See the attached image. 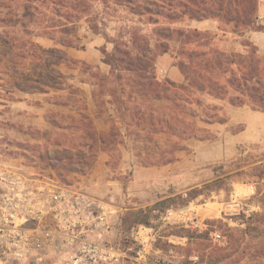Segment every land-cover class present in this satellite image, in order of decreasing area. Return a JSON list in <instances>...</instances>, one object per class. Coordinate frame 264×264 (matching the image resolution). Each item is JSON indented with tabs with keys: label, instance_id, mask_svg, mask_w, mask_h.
<instances>
[{
	"label": "rangeland",
	"instance_id": "374dc122",
	"mask_svg": "<svg viewBox=\"0 0 264 264\" xmlns=\"http://www.w3.org/2000/svg\"><path fill=\"white\" fill-rule=\"evenodd\" d=\"M20 4V0H0V40L2 37L10 38L15 46L14 40L22 43L21 39L25 38L22 33L17 32L18 29L11 28L14 24L10 25L14 21L13 12ZM93 6L95 12L102 11L97 2ZM107 12L109 15L100 14L97 22L109 38L127 41V32L131 30L152 38L154 26L148 24L145 18L133 16L121 8H110ZM53 20L59 22L62 19ZM80 26L75 39L79 46L89 39H95L96 47L101 46L104 35L93 36L86 31L83 22ZM36 30L39 31L37 28ZM242 42L245 44L247 40ZM3 43L0 41V55H5L4 64L0 65V73H16V76H19L7 78L8 84H11L8 82L11 80L24 89L47 91L50 88H59V85H56L58 79L60 84L65 83L72 76V69L84 73L77 76L79 79L88 78L86 73L89 68L85 65L77 64L71 69H55L52 64L56 60L55 57L59 56L57 53L44 56L32 46L24 44L10 50ZM109 46L108 49L111 44ZM262 62L264 64V61ZM1 76L0 79H5L4 75ZM1 84L3 83L0 82ZM75 93L77 92L71 89L68 94L44 97L38 92L36 98L39 100L38 104L42 105L56 103L78 106L79 98L73 96ZM127 99L126 95L121 98L122 109L117 113L109 104L100 107L97 112L101 123L94 124L98 131H109L112 126L109 116L115 119V128L120 133L117 143L114 147L106 144L101 148L107 150L103 152V159H107L106 165L113 171V177L118 172L124 183L129 181L133 171L132 168L124 169V163L128 165V162H132L134 167L161 162L160 155L164 148L167 147L168 151L173 142H176L174 138L136 135L134 131H126L123 122L125 117L131 115L129 112L124 113L123 106H135ZM103 100L109 102L111 99L106 96ZM201 100L209 110L216 107V111H206L209 116L217 114V118L223 119L220 107L215 105L211 98L203 95ZM201 114L204 115L205 112ZM70 117L72 116L62 108H52L46 113L47 127L32 129L25 125L26 121L23 119L21 124L18 123V133L15 131L17 122L9 117L8 109L0 107V149L27 170L54 173L71 183H79L91 194V171L101 153L98 144L94 142L95 137H87V129L83 124H73ZM198 127L201 131L196 138L180 142L184 149L173 155L179 157L178 163L170 167L160 183L144 188L129 187L128 192L124 189L117 192L118 200L122 202V210L115 212V209L110 207L111 212L114 211L111 215V229L102 241L123 253L119 264H186L187 260L195 263L198 262V250L201 254H206L203 251L204 244L209 243L217 248L227 247L214 245L210 232L219 231L228 243V240H232L230 230L237 232L233 237L241 241L235 246L229 243L228 250L219 254L226 259L218 264H264V144L233 142L229 135L243 130L242 125L229 127L223 133L210 131L205 123H199ZM167 158L170 159L171 156ZM171 164L174 165V162ZM250 186L254 187L253 195L250 193ZM235 200L242 202L244 210H247L245 205L252 210L248 220L240 216L239 219L243 223L239 221L238 226L230 223L224 216V208ZM168 212L172 214L168 216ZM194 216L197 217L198 228L192 229L188 219ZM237 218L234 217V220ZM245 221L248 222L244 224ZM140 227L145 228L140 233L141 238L148 234L150 243H146L145 257L138 259L140 245L132 240L129 234L132 229L137 230ZM117 228L120 231L119 237L116 236ZM241 232L245 233L240 234ZM203 264H209L207 258L203 260Z\"/></svg>",
	"mask_w": 264,
	"mask_h": 264
},
{
	"label": "trees",
	"instance_id": "16d2710c",
	"mask_svg": "<svg viewBox=\"0 0 264 264\" xmlns=\"http://www.w3.org/2000/svg\"><path fill=\"white\" fill-rule=\"evenodd\" d=\"M20 1L22 4L13 12L14 21L10 22V25L14 24L11 28L18 29L17 32L22 33L25 38L21 39L22 43L14 40L15 46L10 38L2 37L0 41L3 43L4 40L3 44L8 47L7 49L12 50L17 45L24 44L32 46L44 56H53L57 53L56 50H43L32 41L33 37L48 38L57 45L77 48L79 42L75 39L81 22L86 25L87 32L92 35H104L103 37L113 44L112 52L108 53L104 48L101 50L103 62L110 67L109 73L107 75L96 73L92 76L95 80L94 101L97 111L109 104L115 108L116 113L119 112L122 109L121 98L126 95L128 102L135 105L123 106L124 113L129 112L131 115L125 117L123 122L126 131H134L136 135L164 136L176 140L168 151L167 147L164 148L160 155L161 162L141 166L172 163L175 160L174 153L184 149L180 142L196 138L201 131L199 123L224 122L223 119L217 118V114L213 116L207 114L209 111H216V107L209 110L201 100L203 95L228 101L232 106L248 105L256 111H264V64L252 44L249 42L244 44L248 50L243 54H228L211 47L212 36L209 33L177 31L159 26L161 20L174 23L185 17L192 20L216 19L232 33L244 36L249 31L261 29L258 24L260 0ZM95 2L102 8L100 13L94 11ZM110 8H121L133 16L145 18L148 24L155 26L152 38L141 36L136 30L127 32L129 37L127 41L109 38L102 32L97 21L99 16L109 15L107 11ZM44 9L45 11H42ZM54 18H60L64 22L53 20ZM172 41L178 43L175 53L178 67L184 76L182 84H175L169 80L159 81L154 71L156 57L168 53L169 43ZM55 58L52 65L64 62L72 67L80 64L60 56ZM106 96L111 99L109 102L103 100ZM96 118L101 119L99 112ZM70 119L73 124L80 122L83 124L87 129V137L91 135L95 137L94 142L98 144L99 152L107 151L101 148L106 144L113 147L116 145L120 133L115 128L116 123L112 116H109L112 123L109 131H98L94 125V118L86 113H80ZM88 148L90 149L89 146ZM246 222L248 221L244 224ZM230 233L232 240L230 239V242L228 240L227 247L235 246L241 241L233 237L237 232L230 230ZM242 233L245 232L240 234ZM203 247L206 254H201L198 250L196 251L199 253L198 262L187 260L186 264H203L206 258L209 264H218L226 259L219 254L227 251V247L217 248L209 243Z\"/></svg>",
	"mask_w": 264,
	"mask_h": 264
},
{
	"label": "built area",
	"instance_id": "2783aa9c",
	"mask_svg": "<svg viewBox=\"0 0 264 264\" xmlns=\"http://www.w3.org/2000/svg\"><path fill=\"white\" fill-rule=\"evenodd\" d=\"M16 163L0 149V264L120 263V249L100 237L110 232L112 212L97 197L79 183ZM254 192L250 186L251 195ZM243 207L242 202L232 201L224 216L238 226L243 223L240 216L247 219L252 213L247 205V210ZM188 222L190 228H198L196 216ZM142 230L132 229L129 234L140 245L138 259L146 255ZM145 237L150 243L148 234ZM210 239L214 245H227L219 231L210 232Z\"/></svg>",
	"mask_w": 264,
	"mask_h": 264
},
{
	"label": "crops",
	"instance_id": "0c3cea01",
	"mask_svg": "<svg viewBox=\"0 0 264 264\" xmlns=\"http://www.w3.org/2000/svg\"><path fill=\"white\" fill-rule=\"evenodd\" d=\"M258 24L260 30H252L247 32L244 36H239L232 33L229 29L224 26L216 19H205V20H192L189 18H183L174 23H167L163 20L160 21L159 26L170 28L171 30L177 31H197L200 33H209L212 36L211 47L218 51L228 54H243L246 51L243 40H247L257 49V55L261 61H264V0L259 1L258 6ZM155 27V26H154ZM98 36V35H93ZM26 39H29L26 37ZM104 39V40H103ZM101 46H95V39H89L86 43L81 44L77 48H68L61 45L55 44L51 39L42 37H33L32 41L43 50H56L60 57H64L68 60H74L80 64L85 65L89 68L87 79H79L77 76H81V71L78 69H72L73 74L66 80L65 83L60 84L59 88H50L47 91H38L37 89H24L18 84H15L7 78H18L16 73L4 74L5 79H0L3 84L0 85V107L8 109L9 117L16 123L15 131L20 133L19 126L23 119L30 128L39 129L47 127L46 113L52 108L66 111L67 114L77 117L80 113H86L94 118V124H100L101 119L96 118L97 107L94 101L95 91V80L93 75L98 73L101 75H107L110 71V67L106 65L102 60V49L104 48L108 53L112 52L113 44L103 38ZM109 44L111 48L108 49ZM178 43L172 41L169 43L170 51L168 53L159 55L156 57L154 62V71L159 81L169 80L175 84H182L184 82V76L178 67V58L175 53ZM98 47H100L98 49ZM99 50V51H98ZM5 55H0V65L4 64ZM12 59V58H11ZM16 63V62H14ZM16 65V64H14ZM55 69H61L63 67L71 69L66 63L62 62L58 65H54ZM16 68V67H15ZM17 69V68H16ZM77 70V71H76ZM63 77V76H62ZM94 81V82H93ZM77 86V88H75ZM74 89L77 93L73 96L78 97V106L71 105H58L56 103L50 104H38L39 100L36 98V93H42L44 97L51 95H63L68 94L69 90ZM49 91V92H48ZM79 93V94H78ZM78 94V95H77ZM8 96V97H7ZM208 96V95H207ZM212 102L220 107V113L223 115L224 122H214L206 124V128L210 131L225 132L229 127L242 125L243 130L235 134H230V139L236 144L243 142H253L264 144V111H256L248 105L236 107L232 106L228 101H222L214 99L210 96ZM11 115V116H10ZM20 123V124H18ZM98 156L94 169H92V180L90 181L89 190L91 195L97 197L108 209L112 207L116 211L122 210V202L118 200L119 196L117 192L121 190H127L129 187L141 186L142 188L156 185L161 182L162 176L168 172L171 166H175L178 163V156H175L174 165L171 163L167 165L159 166H134V163L128 162L124 165V169L132 168V174L129 177V181L124 183L122 177H113L114 173L107 165V159L103 152ZM111 202L112 204L108 203ZM132 209V208H131ZM111 211V209H110ZM114 212V211H112ZM113 218V217H112ZM112 232V231H111ZM109 233L102 234L101 239L106 238ZM120 236V231L117 228L116 236ZM143 235V234H142ZM147 236V235H146ZM145 238V239H144ZM141 238L144 243L147 242L146 237ZM149 249V247L147 248ZM146 250V244H145ZM147 253V250H146Z\"/></svg>",
	"mask_w": 264,
	"mask_h": 264
}]
</instances>
